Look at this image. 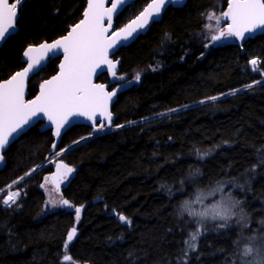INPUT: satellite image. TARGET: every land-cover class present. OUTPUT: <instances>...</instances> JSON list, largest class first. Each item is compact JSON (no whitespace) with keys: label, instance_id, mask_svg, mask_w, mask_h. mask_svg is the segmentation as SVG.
I'll list each match as a JSON object with an SVG mask.
<instances>
[{"label":"trees","instance_id":"1","mask_svg":"<svg viewBox=\"0 0 264 264\" xmlns=\"http://www.w3.org/2000/svg\"><path fill=\"white\" fill-rule=\"evenodd\" d=\"M148 1L130 3L115 26ZM85 2L23 0L17 30L0 46V81L23 67L26 47L65 34ZM227 4L168 6L144 34L114 52L117 73H141L137 83H121L111 105L114 129L93 134L90 125L75 124L55 140L39 122L6 148L0 191L62 148L68 147L58 159L74 171L61 188L71 207L41 212L49 163L16 183L15 203L3 205L0 193V264H234L243 232L233 226L206 232L184 256L191 222L178 213L190 193L223 181L226 193L241 199L250 227L264 232V32L206 47L205 16ZM57 62L49 60L28 79V98ZM96 80L109 82L106 73ZM73 227L76 235L67 242Z\"/></svg>","mask_w":264,"mask_h":264},{"label":"snow or ice","instance_id":"2","mask_svg":"<svg viewBox=\"0 0 264 264\" xmlns=\"http://www.w3.org/2000/svg\"><path fill=\"white\" fill-rule=\"evenodd\" d=\"M181 2L182 0H151L135 19L120 28L119 31H112L109 34L112 28L113 14L126 3V0H112L110 7H105V0H87L83 19L71 27L67 35L50 44L43 43L39 47H29L24 52L28 61L27 67L23 71L16 72L10 79L0 82V149L9 143V138L13 137L14 133L17 135L22 133L32 118L40 115L46 117L50 125L55 127L54 135L57 138L60 137L61 130L70 123L71 117H84L92 121L95 126L99 116L103 118V121H107L108 125H111L112 113L109 110V104L116 92L107 91L103 84L93 82L97 69L106 65L115 76L118 61L113 62L109 59L110 50L115 49L121 41H128L134 33L138 34V30L145 28L150 20L155 22L166 4ZM21 3L22 0H14L12 3H9V0H0V41H3L6 35L10 36L15 30L18 6ZM207 19L215 20L217 24L216 34L211 36L212 41H220L227 37L244 40L248 38L246 34L251 36L258 30L264 32V0H228L227 11L223 12L221 16L209 13ZM221 19L230 22L226 27L220 28ZM105 20L107 26H105ZM208 27L211 30V27ZM57 50L63 54V62L59 65L58 74L40 85L39 95L34 99L25 100L26 80L29 73L40 65L48 53H55ZM250 63L255 70L258 61L253 59ZM135 79H140L139 74ZM246 87H251V85ZM211 99L216 98L212 97ZM103 121L99 123V129L105 127ZM118 127H123V125ZM55 147L56 145L53 144V148ZM56 155L59 156L60 153L57 152ZM2 159L3 157L0 156V160ZM73 171L74 169L66 164L57 163L55 174L46 177L45 184H42L41 187L44 188L51 183L52 191L58 193L61 183L67 180ZM17 182L13 181L14 184ZM19 195V192H11L3 203L10 206L16 202ZM199 200L200 197H197V201ZM47 203L53 206L60 204L71 207L69 201L62 197L58 200L50 197ZM239 203V201H233L230 207L221 208L217 205L211 210L199 213L192 211L188 202H185V206L191 216L202 218L211 216L212 219L225 221L218 225L223 228L227 227L226 222L233 214L231 207H236ZM75 212L76 220L79 221L81 208H76ZM243 218L242 216L241 219ZM119 220L131 223L123 215L119 216ZM196 223L202 226L201 221L198 220ZM200 234V230L197 228L195 232L189 234L190 238L185 243L194 250L195 241ZM75 235L76 229L73 227L67 235V242L72 241ZM65 249H67V243ZM254 252L259 257L255 260V264H264V254L256 252L250 246L243 249L242 257H251ZM64 260L68 261L70 257L65 255ZM242 264H253V261L242 260Z\"/></svg>","mask_w":264,"mask_h":264},{"label":"rangeland","instance_id":"3","mask_svg":"<svg viewBox=\"0 0 264 264\" xmlns=\"http://www.w3.org/2000/svg\"><path fill=\"white\" fill-rule=\"evenodd\" d=\"M209 13H215L217 16H221L223 11L211 10V11L207 12V14H209ZM207 14L205 16V23H204L203 29L201 30V35H202L203 40L205 41L206 47H209L210 45H213V44L226 42L227 41L226 38H223L220 41H212L211 40V36L216 34L217 24H216L215 20H208ZM225 23H226V21L224 19H221L219 22V27L224 28ZM208 26L211 27V30H209ZM137 74H139V76L141 78V73L139 71H133V72H128V73H117L116 72L117 76L115 75L113 78L109 79L108 81H109V83H113V85L111 87L117 86L121 83H124V84L125 83H137L140 80V79L139 80L135 79ZM85 137H87V136H85ZM85 137H82V139ZM66 148H68V147H66ZM66 148H62L58 151H53L52 154L49 155L43 163L37 165L34 169L39 168L41 165H43L45 163L50 164L51 162H54L56 160H60V159H58V157L60 155L57 156L56 153L59 152L61 154ZM32 171L33 170L29 171L28 173H30ZM25 176H27V175L25 174L23 176V178ZM19 180H20V178L15 180V181L19 182ZM227 183H228V181H223V182H217L215 184H211L208 186V188H202L198 191H193L192 194L190 193L188 198H185L186 200H183V202L181 203V206H179L180 210L178 211V213L183 214L186 217H188L189 221L191 222V224L189 225V229H187V234H186L187 236H186L185 241L189 240V238H190L189 234L192 232H195L197 230V228H199L201 234L198 237V239L195 241V244H197V241L199 240V238L204 233L212 232V231L215 232L216 230L218 231L219 229L225 228V227L221 228L218 226L222 223H225V221H222L220 219H212L211 216L202 218L200 216L189 215V210L186 208L185 202H188V204L190 205V209L192 211L197 212V213L203 212L205 210H211L214 206H217V205L220 206L221 208H224L226 206L230 207L233 201H239L240 202L241 199L238 196L236 197L231 191L226 193L228 188H226V187L224 188V186H226ZM15 185H16V183L14 184L12 182L4 188V192H1L3 190L2 189L0 191V193H2V197L5 195L4 193L11 192V191H14V192L20 191L19 193H21V188H18ZM52 188H53V185L51 183L47 184L46 187L43 188L44 202L42 204V209H41L42 213H46V212L58 209V208L63 206L60 204L53 206L52 204L47 203V201H49L50 197L57 199V200L60 199L61 197L63 198L60 191L58 193L54 192V191H52ZM236 189L237 188H234V190H236ZM238 189L242 190L241 188H238ZM197 197H200L199 201H197ZM17 198H19V196ZM240 204H241V202L239 203L238 206L231 207V213H233V214L230 216V218L226 222L227 226L236 227L238 231L243 232V236L240 234L238 235L239 237L237 239V248H236V251L234 252L233 261H234V264H242V260L243 261H253V264H255V260H257L259 258L256 256L255 252H254V255L251 257H242V252L246 246H250L254 250H256V252L264 254V232L262 230H260L261 233H259V234L256 233V230L258 232L259 226H258V229L255 226L250 227V225L248 224L249 222L247 221L248 216ZM242 216L244 217L243 219H241ZM198 220L202 222V226L198 225L196 223V221H198ZM248 226L250 228H248ZM244 231H246V232H244ZM254 231H255V233H254ZM195 249H196V247H195ZM192 250L193 249H191L189 247V245L185 243V245H184V254L185 255L184 256H186L188 254V252H190Z\"/></svg>","mask_w":264,"mask_h":264},{"label":"water","instance_id":"4","mask_svg":"<svg viewBox=\"0 0 264 264\" xmlns=\"http://www.w3.org/2000/svg\"><path fill=\"white\" fill-rule=\"evenodd\" d=\"M133 1H135V0H126V3H125L123 6H121L120 8H118L117 12L113 14L112 28L110 29L109 34H111L112 31H119L120 28H122V27H124L125 25H127L128 23H130L133 19L136 18V16H138V15L140 14L141 11H143V9L147 6V4L151 2V0H149V1H148V2H147V3L141 8V10H140L135 16H133L132 18H130L129 20H127L126 22H124V23H123L122 25H120L119 27H115V18L117 17V15H118V14H119V13L125 8V7H127L130 3H132ZM12 2H14V0H9V3H12ZM22 2H23V0H22ZM111 2H112V0H105V7H110V6H111ZM184 2H185V0H182V2L179 3V4H172V3L166 4L165 7L162 9V11H161L159 17L156 18L155 21H157V20H159V19L161 18L163 12L165 11V9H166L168 6H172V7H175V6H181V5H183ZM21 4H22V3H21ZM21 4L18 6L17 17H18V15H19V9H20ZM227 7H228V4H227V6H226V8L224 9L223 12L227 11ZM86 8H87V0H86V2H85V6H84V8H83L81 18H80L76 23H74L73 25H71V26L68 28V30L65 32V34H63L62 36H59V37H57V38H55V39H53V40H51V41H42V42L39 43V44H36V45H30V46L26 47V48L24 49V51L22 52V58H23V60H24V62H25L24 65H23V67L20 68L19 70H16V71L13 72L9 77H7L6 79L1 80L0 82H3V81H6V80L10 79L11 76L14 75L16 72L23 71V69L27 67V63H28V61H27V57L24 56V52H25L29 47H39V46H40L41 44H43V43H49V44H50V43L55 42L57 39H61L63 36L67 35L68 32L70 31L71 27L75 26L77 23L80 22L81 19H83V13H84V11L86 10ZM16 20H17V18H16ZM16 20H15V30L13 31V33L17 30ZM224 20L226 21V24H225V27H226L227 24H228L230 21H228V20H226V19H224ZM152 23H153V21L150 20L149 24L146 25L145 28H143V29H139V30H138V34H137V33H134V34H133V37H130V38L128 39V41H121L120 44H118V45L116 46L115 49L110 50L109 59H111L113 62H117V61H118V63L116 64L115 71L117 70L120 61H119V59H115V58H113V54H112V53L115 52V51H116L117 49H119L120 47L125 46V45L131 43V42H132V41H133L138 35L144 34V33L148 30V28L150 27V25H151ZM105 26H107V21H106V20H105ZM13 33H12V34H13ZM261 33H263V32L258 30L255 34H252L251 36H248V34H246V37H253V36L258 35V34H261ZM7 37H8V35H6V38H7ZM6 38H5V39H6ZM5 39H4L3 41H0V46H1L2 43L5 41ZM238 41H241V40L238 39ZM53 58H58V62H57V64H56V71H55V73L52 74V75H50L49 77L43 79V80L39 83V85H38V87H37V92L35 93V95L32 96V97H30V98H28V97H27V96H28V92H27V81H28V79H29L32 75H34L35 73H37L39 70H41V69H42V68L48 63V61L51 60V59H53ZM253 59H254V58H252V59L249 60V64H250V65H252V64L250 63V61L253 60ZM62 62H63V54H62L61 51L57 50L55 53H48V54H47V57H46L44 60L41 61L40 65H38V66H37L32 72H30L29 75H28V78H27V80H26V87H25V100H32V99H34L37 95H39V92H40V85H41L42 83H44L46 80H49V79H51L52 77H54V76H56V75L58 74V72H59V65H60ZM252 66H253V65H252ZM100 73H106L107 76H108L110 79L114 77V76L112 75V72L108 70L107 66H106V65H102L100 69H97V73H96V75L93 77V82L96 83V84H103V85L105 86V89H106L107 91H115L116 94H117V92H118V90L120 89L121 85H118V86L113 87V88H108V85H107L106 83H102V82H99V81L96 80L97 76H98ZM115 98H116V95L113 97L112 101H111L110 104H109V110H110V111H111V105H112L113 101L115 100ZM111 113H112V112H111ZM112 118H113V114H112ZM101 121H103V118L98 116V117H97L96 125L94 126L92 121H89V120H87V119L84 118V117H71V118H70V123H69L68 125H66L64 129L61 130V134H62L66 129H68L69 127H71L72 125H75V124H87V125H90V126H91V131L93 132V134H101V133H103V132H106V131H109V130L113 129V127H112V123H111V125H108V124H107V121H103V122L105 123V127H104L103 129H99L98 126H99V123H100ZM39 122H41V124H40V126H39V129H40V130H44V129H48V128H50L51 131H52V133H53V135H54L55 127H54L53 125H50V123H49V121L47 120L46 117H44L43 115H40V116H38V117H33V118H32V121L30 122V124L25 126V130H24L22 133H20L19 135H17V134L14 133V134H13V137H10V138H9V143H8L3 149H0V156L3 157V152L6 150V148H7L12 142H14L18 137H20V135H22L24 132H26L30 127L36 125V124L39 123ZM54 137H55V140H58V138H59V137L57 138L55 135H54ZM57 163H63V162H61L60 160H56V161L50 163V165L52 166V171H51V173L49 174V177L55 174V172H56V164H57ZM3 164H4V159L0 160V167H1ZM63 164H65V163H63ZM66 165H67V164H66ZM67 166H68V165H67ZM68 167H70V166H68ZM72 173H73V172H72ZM72 173H71L69 176H71ZM61 187H62V186L60 185V189H61ZM8 195H9V193H7V194H5V195L3 196V198H2V203H3L4 200H6V199L8 198ZM3 205H6V204L3 203ZM63 206H65V205H63ZM77 208H78V207H77ZM112 213L115 214L114 211H112ZM119 216H120V215H119ZM119 216H118V218H119Z\"/></svg>","mask_w":264,"mask_h":264},{"label":"bare ground","instance_id":"5","mask_svg":"<svg viewBox=\"0 0 264 264\" xmlns=\"http://www.w3.org/2000/svg\"><path fill=\"white\" fill-rule=\"evenodd\" d=\"M116 76H117V75H116ZM119 80H120V79H119ZM121 82H122V81H121ZM261 82H262V81H261ZM263 82H264V81H263ZM106 83H107V82H106ZM108 83H109V82H108ZM115 84H116V83H115ZM224 95H225V94H224ZM113 129H114V128H113ZM83 137H84V136H83ZM87 137H88V136H87ZM80 139H81V138H80ZM52 151H53V150H52ZM177 191H178V190H177ZM242 191H243V190H242ZM242 191H241V192H242ZM11 192H14V191H11ZM11 192H10V193H11ZM19 192H20V191H19ZM244 192H245V191H244ZM244 192H242L241 194H243ZM241 194H240V195H241ZM183 195H184V194H183ZM243 195H244V194H243ZM17 199H18V198H17ZM17 199H16V200H17ZM245 212H247L246 209H245ZM250 214H251V213H250ZM251 215H252V214H251ZM246 217H247V216H246ZM246 219H247V218H246ZM252 219H253V218H252ZM249 220H250V219H249ZM255 220H256V219H255ZM259 220H260V219H259ZM263 220H264V219H263ZM247 221H248V220H247ZM257 221H258V220H257ZM257 221H255V223H256ZM249 222H250V221H249ZM251 222H252V221H251ZM253 223H254V222H253ZM260 223H261V222H260ZM260 223H259V224H260ZM245 224H246V223H245ZM248 224H249V223H248ZM250 224H251V223H250ZM250 224H249V225H250ZM259 224H256V225H259ZM261 224H262V223H261ZM262 225H263V224H262ZM252 226H253V225H252ZM248 228H250V227L248 226ZM257 228H258V227H257ZM260 228H261V227H260ZM259 230H260V229H259ZM246 231H247V230H246ZM249 232H250V231H249ZM251 232H252V231H251ZM254 233H255V231H254ZM256 233H257V230H256ZM258 234H259V233H258Z\"/></svg>","mask_w":264,"mask_h":264}]
</instances>
